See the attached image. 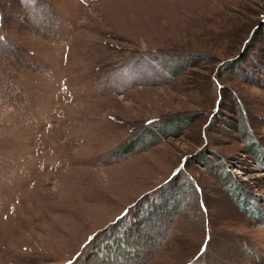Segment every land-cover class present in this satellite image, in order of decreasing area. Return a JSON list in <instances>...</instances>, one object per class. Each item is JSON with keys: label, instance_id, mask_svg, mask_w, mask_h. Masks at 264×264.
<instances>
[{"label": "rangeland", "instance_id": "1", "mask_svg": "<svg viewBox=\"0 0 264 264\" xmlns=\"http://www.w3.org/2000/svg\"><path fill=\"white\" fill-rule=\"evenodd\" d=\"M0 264H264V0H0Z\"/></svg>", "mask_w": 264, "mask_h": 264}, {"label": "snow or ice", "instance_id": "2", "mask_svg": "<svg viewBox=\"0 0 264 264\" xmlns=\"http://www.w3.org/2000/svg\"><path fill=\"white\" fill-rule=\"evenodd\" d=\"M175 175V174H174Z\"/></svg>", "mask_w": 264, "mask_h": 264}]
</instances>
